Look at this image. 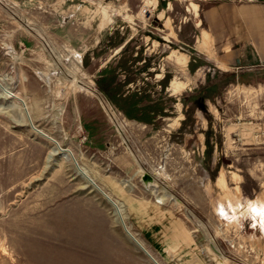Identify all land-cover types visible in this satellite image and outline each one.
I'll use <instances>...</instances> for the list:
<instances>
[{
	"label": "rangeland",
	"instance_id": "374dc122",
	"mask_svg": "<svg viewBox=\"0 0 264 264\" xmlns=\"http://www.w3.org/2000/svg\"><path fill=\"white\" fill-rule=\"evenodd\" d=\"M218 1L0 0V264H264V0Z\"/></svg>",
	"mask_w": 264,
	"mask_h": 264
},
{
	"label": "crops",
	"instance_id": "0c3cea01",
	"mask_svg": "<svg viewBox=\"0 0 264 264\" xmlns=\"http://www.w3.org/2000/svg\"><path fill=\"white\" fill-rule=\"evenodd\" d=\"M245 9L255 11V22H239L240 30L225 32L224 41L230 55L227 58L237 56V63L243 67H259L264 65V3H245L241 5ZM229 4L218 1L210 5L207 12V22L227 21ZM214 24H209L208 28ZM243 25V26H242ZM245 27V30L243 28ZM205 32V31H202ZM203 37L208 33H202ZM238 45V47H235Z\"/></svg>",
	"mask_w": 264,
	"mask_h": 264
},
{
	"label": "bare ground",
	"instance_id": "6f19581e",
	"mask_svg": "<svg viewBox=\"0 0 264 264\" xmlns=\"http://www.w3.org/2000/svg\"><path fill=\"white\" fill-rule=\"evenodd\" d=\"M197 22H199V21H197ZM205 37V36H204ZM182 84V83H181ZM184 85V84H183ZM11 97H13V98H15V99H17V100H20L21 102H23L22 101V99L21 98H19L18 97V95L16 94V93H11ZM31 125H32V123H31ZM35 132H37V133H40V134H42L43 132H41L37 127H35L34 125H32V127H31ZM44 134V133H43ZM47 136V135H46ZM48 137V136H47ZM48 139H51L50 137H48ZM52 140V139H51ZM53 141V140H52ZM62 152H67L68 151V149H61V148H59ZM145 185L147 186V187H156L157 186V184L155 183V180H153L152 182H147V183H145ZM108 197V196H107ZM162 200V198H160V201ZM110 202V201H109ZM116 205V204H115ZM114 206V205H113ZM115 209H114V212H115V214H116V216L118 217V219H119V221H120V225H122V219H123V217H122V214H121V208H120V206L119 205H116L115 207H114ZM124 222V221H123ZM125 226H126V229L129 231V233H127L126 231H125V229H123V231H124V233H125V235H126V237L131 241V242H134V240L132 239V235H130L131 233H130V230H129V228L127 227V225L125 224ZM123 227V226H122ZM132 236V237H131ZM137 242V241H136ZM135 243V242H134ZM138 243V242H137ZM139 244V243H138ZM137 244V245H138ZM140 245V244H139ZM142 248H140L141 250H142V252H144L146 255L147 254H150L149 252H148V250L145 248V247H143L142 245H140ZM217 251V250H216ZM218 253V252H217ZM219 254V253H218ZM148 256V255H147ZM149 257V256H148ZM155 263H156V261L155 260H153ZM157 264V263H156Z\"/></svg>",
	"mask_w": 264,
	"mask_h": 264
},
{
	"label": "clouds",
	"instance_id": "9594fccd",
	"mask_svg": "<svg viewBox=\"0 0 264 264\" xmlns=\"http://www.w3.org/2000/svg\"><path fill=\"white\" fill-rule=\"evenodd\" d=\"M250 211L252 213L253 220L255 221L257 216L260 217L259 223L261 224L262 227H264V205L260 207L250 206ZM232 218L234 219L235 217Z\"/></svg>",
	"mask_w": 264,
	"mask_h": 264
},
{
	"label": "water",
	"instance_id": "95a60500",
	"mask_svg": "<svg viewBox=\"0 0 264 264\" xmlns=\"http://www.w3.org/2000/svg\"><path fill=\"white\" fill-rule=\"evenodd\" d=\"M141 180H142V182L143 183H147V182H152L153 180H154V178H153V175H151L150 173H147V172H144L143 173V175L141 176ZM112 204H114L113 202H112ZM122 226H123V229H125V231L127 232V233H129V231L126 229V226H125V223L124 222H122ZM131 235V234H130ZM132 237V236H131ZM132 239L134 240V238L132 237ZM134 242L136 243V245L138 244L137 242H136V240H134ZM140 247V248H142L139 244L137 245V247ZM143 249V248H142ZM148 256H149V258H151L152 260H154L153 259V257L150 255V254H147Z\"/></svg>",
	"mask_w": 264,
	"mask_h": 264
},
{
	"label": "built area",
	"instance_id": "2783aa9c",
	"mask_svg": "<svg viewBox=\"0 0 264 264\" xmlns=\"http://www.w3.org/2000/svg\"><path fill=\"white\" fill-rule=\"evenodd\" d=\"M147 10H148V8L144 7L143 10H142V13H145Z\"/></svg>",
	"mask_w": 264,
	"mask_h": 264
}]
</instances>
